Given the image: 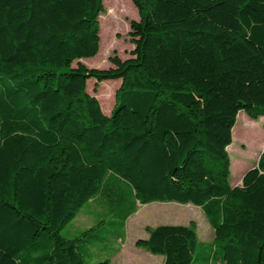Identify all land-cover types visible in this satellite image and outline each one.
I'll return each instance as SVG.
<instances>
[{
	"label": "trees",
	"instance_id": "trees-1",
	"mask_svg": "<svg viewBox=\"0 0 264 264\" xmlns=\"http://www.w3.org/2000/svg\"><path fill=\"white\" fill-rule=\"evenodd\" d=\"M131 2L134 49L98 70L80 61L103 0H0V264H90L152 203L200 208L214 236L147 228L136 247L164 264H264V149L234 186L228 155L238 114L264 117V0ZM89 80H119L109 115ZM92 202L113 230L63 237Z\"/></svg>",
	"mask_w": 264,
	"mask_h": 264
},
{
	"label": "rangeland",
	"instance_id": "rangeland-1",
	"mask_svg": "<svg viewBox=\"0 0 264 264\" xmlns=\"http://www.w3.org/2000/svg\"><path fill=\"white\" fill-rule=\"evenodd\" d=\"M103 8L104 11L98 19L100 30L99 52L94 58L80 61L88 69H108L111 67V57L117 56L121 60L128 59L134 49L129 36L130 23L138 21L139 15L131 0H103ZM75 65L76 63H74ZM118 83L119 80L103 82L93 92L95 81L89 80L87 82V92L96 98L101 97L99 103L105 108V115H109L115 104ZM106 94L109 96L107 102L103 97ZM251 126L255 129L249 130L248 128ZM262 139H264V117L251 120L243 112H240L232 129V143L228 153L230 158L229 183L231 186L239 184L244 173L256 165L259 155L264 149V144L259 145L256 143ZM98 201L107 202L109 198L104 197ZM98 211L104 212L105 215L97 216L95 213ZM115 211L117 210L103 208L100 210L97 204L89 205V203H86L75 219L62 230L61 235L67 239H73L92 226L97 224V228L99 225L102 226L101 221L103 219L106 221L105 228L107 231H111L113 229L110 228L109 223L117 221L112 214ZM189 225L195 227L198 242L210 243L213 241L214 236L211 227L201 209L194 205L177 203L139 205L138 214L133 216L126 226L125 240L117 245L111 254L109 249H105L104 244L97 243L96 247L90 250L91 259L88 262L91 264L104 261L112 255L110 264H163L164 259H160L162 257L159 255L151 254L154 257L152 259L146 253L136 251L140 250L136 247L138 238L147 233V228ZM103 235L107 236L108 232H104ZM211 264L218 263L212 262Z\"/></svg>",
	"mask_w": 264,
	"mask_h": 264
},
{
	"label": "crops",
	"instance_id": "crops-1",
	"mask_svg": "<svg viewBox=\"0 0 264 264\" xmlns=\"http://www.w3.org/2000/svg\"><path fill=\"white\" fill-rule=\"evenodd\" d=\"M118 86H120V82L118 83ZM119 88V87H118ZM118 90V89H117ZM93 204H95V202H92L90 205H93ZM102 204H100V205H98L99 206V208H100V210H102V206H101ZM139 205L140 204H137V211H136V213L134 214V215H132L131 217H129L128 219H127V221L125 222V227H124V230H125V234H124V238L122 239V240H118L117 242H114L113 244H112V246L110 247V249H109V251H110V254L112 253V251L114 250V248L117 246V245H119V244H121L122 242H123V240H125V237H126V233H127V229H126V226H127V224H128V222H129V220L133 217V216H136L137 214H138V210H139ZM97 216H102V215H104V212H100V211H98V212H96L95 213ZM93 227V226H92ZM91 228V227H90ZM148 237V234L146 233L144 236H141V237H139L138 239H145V238H147ZM137 252H142V253H146V255H148V256H150V258H152V259H154V257H152V255L151 254H149L148 252H146V250L144 251L143 249H140V250H136ZM115 256V255H114ZM111 257H112V255H111ZM111 257H109V258H107V259H105V260H109V264L111 263ZM161 257V256H160ZM160 259H164L163 257L162 258H160ZM164 264V263H163Z\"/></svg>",
	"mask_w": 264,
	"mask_h": 264
}]
</instances>
